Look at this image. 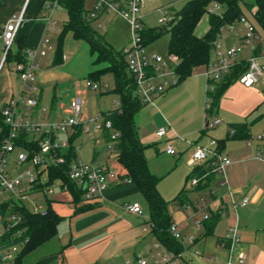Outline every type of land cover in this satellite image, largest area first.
Here are the masks:
<instances>
[{"label":"crops","instance_id":"0c3cea01","mask_svg":"<svg viewBox=\"0 0 264 264\" xmlns=\"http://www.w3.org/2000/svg\"><path fill=\"white\" fill-rule=\"evenodd\" d=\"M24 6L25 19L19 35L26 39V50L38 47L42 38L51 35L60 22L58 32H63L68 14L60 4L47 9L44 0H0V34L10 17ZM49 13L50 26L46 20ZM112 17L110 13H99L98 24H102L103 30H112L124 20L115 17L112 22ZM195 33L204 35L196 29ZM128 40L129 30L122 48ZM239 41L240 34L233 32L227 45ZM260 45L264 47L263 38ZM61 50L63 57L59 62L56 61L58 45L43 66L44 56L41 57L32 91L51 119L66 117L67 105L73 98L82 100L83 114L89 117L90 108L92 112L95 110L92 93L97 95L98 114L119 106V96L109 102L103 96L112 92L108 82H103L101 77L90 79L91 72L107 65L94 62L95 55L85 40L75 38L68 31ZM251 55L249 47L238 59L246 60ZM213 57L212 51L210 60ZM206 69L207 64L196 66L189 76L155 97L152 103H146L135 115L139 137L146 145L149 168L159 177L161 195L172 201L184 190V202H172L168 206L172 223L179 231L175 237L183 250L174 255L161 244L150 222L146 197L134 182L123 177L127 170L118 152L108 148L104 137L103 142L95 144L92 156V161L105 164L115 172L103 197L96 201L75 200L71 190L63 189L58 181L51 182L53 192L42 195L45 207H51L60 217L56 232L26 253L20 264H138L137 259L144 257L151 262L158 253L174 255L172 262L161 264H225L230 257L232 264H264V71L250 86L239 80L230 83L216 111L207 115ZM87 80L99 83V89H87ZM21 85L15 64L10 63L0 72V107L19 92ZM216 119L220 123L213 125ZM242 124L246 127L240 129V135L238 131L234 134V127ZM162 126L167 127V133L159 136L157 130ZM76 130V126L71 128L68 136ZM211 140L216 141L213 148L231 159V163L197 187L188 176L204 162H194L192 153L196 144L208 145ZM167 144L174 147L176 154L166 151ZM244 198L249 202L242 205ZM135 202L140 203L141 214L126 208ZM206 215L214 219L211 229L206 224ZM235 224L239 239L231 253L222 240ZM239 251L245 253L243 263L237 261Z\"/></svg>","mask_w":264,"mask_h":264},{"label":"built area","instance_id":"2783aa9c","mask_svg":"<svg viewBox=\"0 0 264 264\" xmlns=\"http://www.w3.org/2000/svg\"><path fill=\"white\" fill-rule=\"evenodd\" d=\"M146 0H97L89 15L93 19L99 17V13H116L126 19L132 28V41L130 45L124 48L128 69L134 78L136 91L143 102L152 103L154 98L163 94L168 88L175 85L179 81L176 73L177 58L171 55L173 65L169 66L161 55L148 52L141 36L143 29L141 9ZM59 5L58 0L45 2L47 9L54 8ZM222 3L213 1L207 8L211 14L223 15V11H219ZM25 6L18 14H14L5 23L0 34V72L7 66V55L13 47L17 34L25 19ZM165 16L162 23L170 22L171 15L168 7H163ZM48 25L52 24L51 14L46 15ZM245 22V26L240 24ZM99 28H103L102 24H98ZM53 27V26H52ZM227 28L231 32L240 34V41L234 45H226L222 34ZM244 29V31L242 30ZM262 33L256 25L252 23L246 14H242L232 23H227L220 28L218 37L213 42L212 51L214 57L207 63L206 78L208 92L213 89V82L219 81L226 74L230 73L233 67L243 60H239L238 56L248 49L252 48V55L246 59L248 68L238 78L244 85L250 86L256 83L264 71V47L260 45ZM49 45V35L42 38L40 44L36 48L26 50V62H18L15 64L16 71L21 80V89L13 95L6 103L2 105V115L5 123L9 126V134L3 140L0 148V204L10 202V206L15 205L26 206L34 213L46 214L47 208L43 207L38 201L32 197L35 193H41L47 196L53 192L50 181V167L64 163V156L59 153V149L68 146V141H58L56 133L69 132L75 126H81L83 131L89 132L90 136L95 139V131L99 127L111 130V141L108 142V148L113 150V141L118 137V132L113 129L111 120H104L101 113L97 117H87L83 114V102L80 98H73L67 105L68 115L61 120L51 119L46 107L42 106L37 98L32 94L34 83L37 80V70L41 57L46 55V48ZM260 47V50H259ZM86 88L91 90L99 89L100 84L91 80L86 81ZM210 96L207 94V107L210 106ZM100 120L101 123H100ZM220 123V119H216L213 125ZM209 124V123H207ZM167 133V127L162 126L157 130V135L164 136ZM28 137L26 139L27 146L19 143L21 136ZM35 140L37 147H30V143ZM25 141V139H24ZM21 141V142H24ZM215 140H211L208 145L196 144L192 153L194 162H206L210 157H217V171L223 172L225 166L231 163V159L222 156L213 146ZM166 151L170 154H176V150L170 144L166 145ZM33 166L34 170L30 168ZM69 177L75 186L82 191V199L84 201H96L103 197L105 191L109 187V183L115 177V172L105 164L84 163L75 159L71 162L69 168ZM60 183L63 189L70 190L69 186L61 179H55ZM197 178L191 179L192 185H196ZM249 202L248 198H244L241 202L245 205ZM126 208L136 214H141L142 209L140 203L135 202L127 204ZM206 215L205 217H207ZM1 221V219H0ZM20 221V217L11 214L8 227L16 226ZM174 236L179 235L178 228L172 223L170 227ZM5 233V227L0 224V263L13 264L17 253L22 245L21 243H13L3 245L2 236ZM19 235L22 230H18ZM239 239L238 224L229 228L228 233L222 240L223 245H228L231 253L234 252V244ZM25 242V240L23 241ZM174 255L171 253H158V257L153 261L141 257L137 259L138 264H161L172 262ZM245 253L239 251L237 253V261L243 263ZM127 260V263H131ZM230 257L225 264H232Z\"/></svg>","mask_w":264,"mask_h":264},{"label":"trees","instance_id":"16d2710c","mask_svg":"<svg viewBox=\"0 0 264 264\" xmlns=\"http://www.w3.org/2000/svg\"><path fill=\"white\" fill-rule=\"evenodd\" d=\"M54 1V0H44ZM218 1L225 5L223 15L211 14L207 11L209 4ZM244 0H185V4L178 10L171 8V4L166 7L170 10L171 20L166 24L155 27H143L141 36L145 45L157 39L164 32H168V49L171 55L176 56V73L179 80L189 76L196 66L207 64L210 61L213 42L220 33V28L227 23H232L242 14H245L241 3ZM59 4L67 9L68 19L64 24L63 32L58 42V53L56 61L63 57L61 45L64 34L68 31L73 32L77 39L85 40L92 54L95 55L96 64L108 63L104 68H99L91 72L90 79L97 80L103 74L111 72L114 77V88L111 90L119 96V106L101 113L104 120H111L113 129L118 132V137L113 141V148L118 152L119 160L125 166L127 172L124 178L134 182L146 197L150 209V222L159 241L168 251L174 255L183 250L182 243L173 235L170 230L172 218L168 212V206L172 202H184L185 193L182 190L172 201L166 200L158 189L159 177L154 174L148 165L145 156L146 145L139 137L138 126L135 122V115L146 104L136 91V84L133 76L129 72L126 55L123 50L117 51L104 35L99 34L91 25L89 12L84 8V0H58ZM248 9L252 13L255 25L264 34V0H253L247 3ZM205 13H208L209 29L199 36L195 29ZM26 39L17 34L13 47L7 55V62L18 63L26 62ZM260 50V47H259ZM248 68V62L243 60L236 64L230 73L226 74L219 81L213 82V89L208 92L210 96V106L207 108V115L216 111L219 106L220 97L230 83L238 80L239 76ZM2 106L0 107V148L3 140L9 134V126L4 121L2 115ZM246 127L244 124L234 127V134L240 129ZM77 131L70 135L68 146L59 149V153L64 156V163L52 165L50 167V183L55 179H61L67 184L73 192L75 200L82 199V191L79 190L69 177V168L72 161L77 159L76 146L74 138L78 132L82 131L81 126H76ZM245 130V129H243ZM246 133V131L244 132ZM246 136V135H245ZM104 137L111 141V130L104 128ZM21 136L19 143L27 146L26 139ZM25 139V141H24ZM24 141V142H21ZM37 147V142L33 140L30 147ZM218 166L217 157H212L203 164H199L188 176V180L197 178V187L203 185L205 180L213 179ZM10 202L0 204V224L5 227V233L2 236V244L10 245L21 243L13 264H20L22 257L51 238L57 228L59 215L51 208H47L46 214L34 213L26 206H10ZM11 214L20 217L19 223L14 227H8ZM8 216V217H7ZM209 229L212 228L214 219L205 218ZM18 230H22L19 235ZM25 240V242H23ZM1 264V263H0Z\"/></svg>","mask_w":264,"mask_h":264},{"label":"rangeland","instance_id":"374dc122","mask_svg":"<svg viewBox=\"0 0 264 264\" xmlns=\"http://www.w3.org/2000/svg\"><path fill=\"white\" fill-rule=\"evenodd\" d=\"M96 1L97 0H84L85 10L87 12L92 11V9L94 8V6L96 4ZM109 1H111V0H109ZM252 1L253 0H244L241 3V5H242L243 10H244L246 16L248 17V19L252 23L255 24L254 19L252 17V13L247 7V3L252 2ZM166 4H171L172 8H174L175 10H178L185 4V0H146L144 6L141 9V18H142L143 27H155V26H159V25L163 24L162 18L165 16V10H164L163 6ZM224 9H225V5L222 4L219 11H223ZM111 15L113 16L112 22H113V20H115L113 18H115V17L121 18L122 17L116 13H113V14L110 13V16ZM121 19L123 20L124 18L122 17ZM61 23L62 22H60L57 25L56 30L52 31L51 35H49V45L46 48V56H44V59L41 62L42 66L44 65L45 59H48L49 57H51V53H53V51H55V49L57 48L59 38L61 35V33L58 32V28H59V26H61ZM244 24H245V22H242L240 24V26L244 27L245 26ZM91 25L99 34L104 35L106 41L109 42L117 51L124 50V48L127 45H130V43L132 41V28H131L130 23L126 19H124L123 22H118L117 24H115V26H114V28H112V30L107 29V31L103 30V28H99L98 19H92ZM207 28H208V13H205L197 25L196 31L200 32V34H205L207 32L206 31ZM128 30H129L128 44L124 48H122L121 44L124 42ZM242 30L244 31V29H242ZM222 34L224 35V37H223L224 43L227 45V42H229V39L232 37L233 32H231L229 29L225 28L223 30ZM169 37H170L169 33L164 32L157 39H155L154 41L147 44L145 46V49L148 52H152V53L161 55L164 58V60L168 63V65L172 66L173 60L171 59V55H170L169 49H168ZM262 38H263V42H264V34L263 33H262ZM106 65H108V63H106ZM101 79L103 80V82H106V83L108 82L110 84L111 90L114 88L115 82H114L113 74L111 72H107V73L103 74L101 76ZM90 95L94 96V102L92 100V108H95V110H94V112H92L91 108H90L89 114H91V115L89 117H97V115H98V112L96 109L97 95L94 93H92ZM103 96L107 97L106 98L107 102H109V100L112 101V100L118 99V95L113 91L110 93H107V94H103ZM94 105H95V107H94ZM101 121L102 120H100V123H101ZM103 133H104V128L99 127L95 131V135H96L97 139H93L90 136L89 132H86L83 130L78 132V134L74 138V145L76 146L77 159L79 161L84 162V163H93V162L97 163L96 161H92V156L94 153L95 144H97L98 142L104 141V134ZM56 137H57L58 141H60V142L61 141H68L69 142V136H68L67 132L56 133ZM30 168L32 170H34L33 166H30ZM31 198L38 201L43 207L46 206L45 197L41 193H35L32 195Z\"/></svg>","mask_w":264,"mask_h":264}]
</instances>
